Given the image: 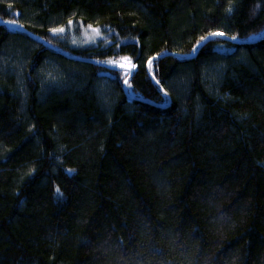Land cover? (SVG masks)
<instances>
[{"label": "trees", "instance_id": "16d2710c", "mask_svg": "<svg viewBox=\"0 0 264 264\" xmlns=\"http://www.w3.org/2000/svg\"><path fill=\"white\" fill-rule=\"evenodd\" d=\"M262 35L264 0H0V264H264Z\"/></svg>", "mask_w": 264, "mask_h": 264}, {"label": "water", "instance_id": "95a60500", "mask_svg": "<svg viewBox=\"0 0 264 264\" xmlns=\"http://www.w3.org/2000/svg\"><path fill=\"white\" fill-rule=\"evenodd\" d=\"M215 37H221V38H223V39H225L226 41H228V42H231V43H235V44H241V43H245V42H241V41H239V40H236V39H233V38H230V37H227V36H225L224 34L223 35H215ZM212 39V37H208V38H206L201 44H200V46L198 47V49L196 50V53H197V51L200 49V48H202L208 41H210ZM264 39V35H262L260 38H258L256 41H254V42H257V41H261V40H263ZM195 53V54H196ZM167 55H170V54H167ZM167 55H163V56H161L160 58H163V57H165V56H167ZM192 56H194V55H192ZM151 63V62H150ZM100 65L102 66V67H105V68H107V69H109V70H112V71H125V72H129L130 73V76H129V78L127 79V81L125 82V90L127 91V89H128V85H129V81H130V79L134 76V73H135V69H134V67H132V66H126V65H121V66H118V65H112V64H106V63H100ZM150 66V65H149ZM149 72H150V67H149ZM151 73V72H150Z\"/></svg>", "mask_w": 264, "mask_h": 264}, {"label": "snow or ice", "instance_id": "6c2138e0", "mask_svg": "<svg viewBox=\"0 0 264 264\" xmlns=\"http://www.w3.org/2000/svg\"><path fill=\"white\" fill-rule=\"evenodd\" d=\"M59 31H63V29H59ZM213 35H223V33H213ZM235 39V37H233Z\"/></svg>", "mask_w": 264, "mask_h": 264}, {"label": "rangeland", "instance_id": "374dc122", "mask_svg": "<svg viewBox=\"0 0 264 264\" xmlns=\"http://www.w3.org/2000/svg\"><path fill=\"white\" fill-rule=\"evenodd\" d=\"M196 52V51H195ZM126 65V64H125ZM129 73V72H128ZM52 79V77L51 76H48L47 77V80H51Z\"/></svg>", "mask_w": 264, "mask_h": 264}]
</instances>
